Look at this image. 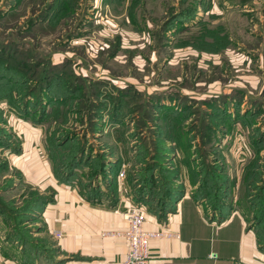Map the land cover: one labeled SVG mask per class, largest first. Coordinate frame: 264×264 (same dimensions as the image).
Segmentation results:
<instances>
[{
	"label": "rangeland",
	"instance_id": "obj_1",
	"mask_svg": "<svg viewBox=\"0 0 264 264\" xmlns=\"http://www.w3.org/2000/svg\"><path fill=\"white\" fill-rule=\"evenodd\" d=\"M241 2L250 24L230 22L237 43L207 54L185 46L194 28L170 30L190 0H0V250L22 244L48 253L36 220L43 194L27 177L70 174L81 149L72 180L81 190L108 188L111 199L114 179L131 189L149 174L156 181L145 186L190 191L196 171L219 167V146L231 176L259 169L264 181V0ZM220 91L244 96L241 114L226 108L229 121L202 112L201 100ZM148 196L134 203L159 215ZM246 197L234 202L254 227Z\"/></svg>",
	"mask_w": 264,
	"mask_h": 264
},
{
	"label": "crops",
	"instance_id": "obj_2",
	"mask_svg": "<svg viewBox=\"0 0 264 264\" xmlns=\"http://www.w3.org/2000/svg\"><path fill=\"white\" fill-rule=\"evenodd\" d=\"M190 2V14L180 15L170 30L194 28L190 33L195 34L190 36V43L185 46L196 52L216 54L228 49L231 44L237 43V37L232 35L234 30L228 29L229 23L243 29L251 22L242 16L245 7L241 0ZM232 89L242 90L233 86ZM229 91L215 92L205 99L229 94ZM217 151L219 153L214 161L223 164L227 175L224 206L219 212V209L212 208L206 201L195 199L192 192L197 186L195 181V184H190V191H185L172 211L163 218L148 213L144 223L146 230L163 229L178 233L176 238L149 240V264H264V244L251 226V218L248 220L246 212L234 202L240 193L247 196L246 174L244 172L237 178L231 176L229 165L226 164L230 159L226 158L220 146ZM27 178L32 179L29 187L43 194L36 220L41 226L40 237L48 253L35 250L33 253L22 244L11 246L0 250V264L122 263L127 251L125 239L106 235L105 232L127 229V221L116 209L123 211L135 204V184L131 189H123L122 182L114 179L112 183L118 182L120 187H117L111 199L107 196L108 188L102 190L103 187L97 186L93 190L86 185L81 190L71 178L63 181L52 170L38 174L34 171ZM239 179L242 182L240 191L237 186ZM88 192L90 194L87 195ZM245 202L248 203L247 197ZM56 232L60 235H56ZM212 252L216 253L217 258H209ZM26 254L32 259L26 260Z\"/></svg>",
	"mask_w": 264,
	"mask_h": 264
},
{
	"label": "trees",
	"instance_id": "obj_3",
	"mask_svg": "<svg viewBox=\"0 0 264 264\" xmlns=\"http://www.w3.org/2000/svg\"><path fill=\"white\" fill-rule=\"evenodd\" d=\"M189 13H181L178 14L176 16V18H178L180 15L181 16H187L188 14H190V11H188ZM174 20V19H173ZM172 20V21H173ZM169 21V20H168ZM169 24V23H168ZM172 27V26H171ZM170 27V28H171ZM211 51H214V49H210ZM215 52H218L215 51ZM236 92H239L238 90H235ZM191 99V98H190ZM233 101H235L233 103ZM242 94L240 99L238 100L237 97H235L233 94H224V95H218V96H213L210 99H205L204 101L201 100V102H205L207 104V108L206 110L202 111L204 112H208L211 110V115L214 114L213 116L219 120V122L221 121H229L227 117H225L226 115V108H229L230 106L235 107V112H233L236 115L241 114V108H240V104L242 103ZM196 101L193 99H191L190 101V112L192 110V107L194 108L196 106V104H194ZM248 102H245V104ZM258 111V107H256V104L253 105V107L251 109H247L246 111L243 112L244 117L248 118H252ZM231 120V119H230ZM206 124V123H205ZM207 126H209V124H207ZM214 126V125H212ZM211 127V125L209 126ZM217 130V128H216ZM259 133V132H258ZM256 133L253 137H252V143L254 145V147L257 149L260 146V133L258 134ZM206 136L209 137L210 139L212 138V133L210 132H205ZM258 134V135H257ZM202 140H206V137L202 138ZM191 142V141H190ZM195 142V141H194ZM197 143V141H196ZM79 153L76 155V161L73 162V164L71 165V173L60 177L61 180L65 181L67 180V178H71L72 179V174L75 172V167L76 165L81 161L82 158H84V154H83V150H79ZM219 152H216V156ZM199 154V153H197ZM85 160L88 161V158L85 157ZM214 163H218L217 161H214ZM219 164V163H218ZM75 165V166H74ZM225 168L223 166V164H219V167L216 168V170H214L213 173H210L209 171H204V170H198L196 171L195 174L198 175L199 180L197 181V189L200 190L202 189V195L200 193L198 194H194L193 196L195 199L200 200V201H206L210 206H212L214 209H219L218 211L220 212V208L224 206V202H225V194H226V190H225V180H227V175L224 172ZM251 170V169H250ZM249 169L246 171V181H249V183H246V193H247V201H248V205L249 207H251L252 211H253V221H254V229L256 230L257 234H258V238L260 239V241L264 244V181L261 182V184L258 182L257 177L255 178L256 174L259 171V169H252L250 171ZM152 172V171H151ZM139 177V175H138ZM136 178V177H135ZM154 177L147 175V181L151 182L153 181ZM138 179H134V187H136V190L134 192L135 195V200L137 202L144 200V196L146 197L147 194L150 196H148L147 201L151 202L153 205H158L159 210H161L160 214L157 216H160L161 218H163L165 216L166 213L171 212L172 209L174 208V204L180 200L183 196L185 191L183 190V188L179 189L174 195L171 193V191H169L166 187H163L165 183V181H163L162 187H154L155 184L149 183L148 186H145L144 183H146L144 180L140 179L139 182H137ZM156 181V180H154ZM158 181V180H157ZM250 181L253 182L250 184ZM171 186L172 183H170ZM208 190V191H206ZM169 192V193H168ZM160 206V207H159ZM162 206V207H161ZM158 214V213H157ZM26 260H31L32 257L31 256H27L25 257Z\"/></svg>",
	"mask_w": 264,
	"mask_h": 264
},
{
	"label": "built area",
	"instance_id": "obj_4",
	"mask_svg": "<svg viewBox=\"0 0 264 264\" xmlns=\"http://www.w3.org/2000/svg\"><path fill=\"white\" fill-rule=\"evenodd\" d=\"M127 221V229L124 231L106 232L111 236H119L125 239L127 251L125 259L121 264H149V247L148 243L151 238H176L178 233L160 229L158 231H149L144 228L146 209L141 205H131L126 210L116 209ZM60 235L59 232L55 233ZM209 258H217L216 253L212 252Z\"/></svg>",
	"mask_w": 264,
	"mask_h": 264
}]
</instances>
